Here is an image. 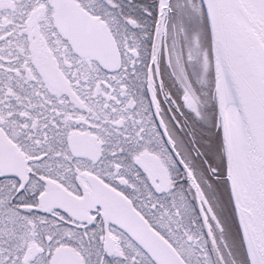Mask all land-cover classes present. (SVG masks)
<instances>
[{
  "label": "snow or ice",
  "instance_id": "6c2138e0",
  "mask_svg": "<svg viewBox=\"0 0 264 264\" xmlns=\"http://www.w3.org/2000/svg\"><path fill=\"white\" fill-rule=\"evenodd\" d=\"M0 264H264V0H0Z\"/></svg>",
  "mask_w": 264,
  "mask_h": 264
}]
</instances>
